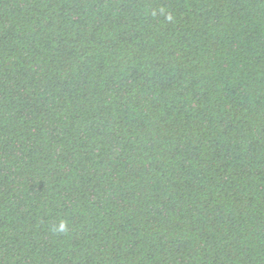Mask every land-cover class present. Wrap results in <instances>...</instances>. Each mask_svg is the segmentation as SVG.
<instances>
[{
  "label": "trees",
  "instance_id": "16d2710c",
  "mask_svg": "<svg viewBox=\"0 0 264 264\" xmlns=\"http://www.w3.org/2000/svg\"><path fill=\"white\" fill-rule=\"evenodd\" d=\"M0 264H264V0H0Z\"/></svg>",
  "mask_w": 264,
  "mask_h": 264
},
{
  "label": "clouds",
  "instance_id": "9594fccd",
  "mask_svg": "<svg viewBox=\"0 0 264 264\" xmlns=\"http://www.w3.org/2000/svg\"><path fill=\"white\" fill-rule=\"evenodd\" d=\"M63 227V225H61V228Z\"/></svg>",
  "mask_w": 264,
  "mask_h": 264
}]
</instances>
